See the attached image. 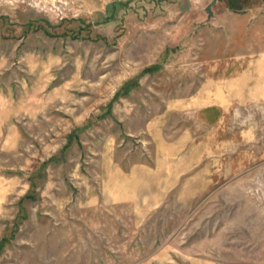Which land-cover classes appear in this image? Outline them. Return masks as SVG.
Listing matches in <instances>:
<instances>
[{
  "label": "rangeland",
  "instance_id": "obj_1",
  "mask_svg": "<svg viewBox=\"0 0 264 264\" xmlns=\"http://www.w3.org/2000/svg\"><path fill=\"white\" fill-rule=\"evenodd\" d=\"M211 2L0 0V264H264V0Z\"/></svg>",
  "mask_w": 264,
  "mask_h": 264
},
{
  "label": "crops",
  "instance_id": "obj_2",
  "mask_svg": "<svg viewBox=\"0 0 264 264\" xmlns=\"http://www.w3.org/2000/svg\"><path fill=\"white\" fill-rule=\"evenodd\" d=\"M248 22L245 25V30L241 32L246 40L242 44L244 52L240 57L238 70L240 74L239 97L242 104L254 102L264 104V44L259 42V34L262 31L257 28L259 25H264V18H250ZM253 39L258 48L260 45V50L254 47ZM225 89L230 92L231 87L228 83H226ZM229 102L230 100L226 103Z\"/></svg>",
  "mask_w": 264,
  "mask_h": 264
},
{
  "label": "water",
  "instance_id": "obj_3",
  "mask_svg": "<svg viewBox=\"0 0 264 264\" xmlns=\"http://www.w3.org/2000/svg\"><path fill=\"white\" fill-rule=\"evenodd\" d=\"M216 4V0H212V2L206 7V12L208 13L209 17L213 16L212 7Z\"/></svg>",
  "mask_w": 264,
  "mask_h": 264
}]
</instances>
